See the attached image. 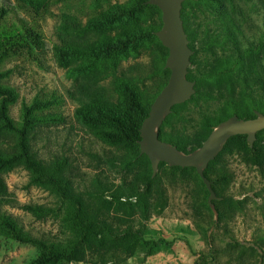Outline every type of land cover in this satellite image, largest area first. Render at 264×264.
I'll return each mask as SVG.
<instances>
[{"label":"rangeland","instance_id":"374dc122","mask_svg":"<svg viewBox=\"0 0 264 264\" xmlns=\"http://www.w3.org/2000/svg\"><path fill=\"white\" fill-rule=\"evenodd\" d=\"M137 2L0 0V73L9 71L0 85L18 94L4 107L14 130L0 119V156L19 152L24 106L58 99L31 111L28 150L48 166L64 160L62 176L80 202L31 183L21 160L0 168V222L44 244L17 242L0 225V264H194L202 254L214 264H264V132L253 153L229 143L206 171L219 198L217 225L231 237L212 251L203 238L213 217L209 192L196 171L159 166L152 177L139 151L108 139L126 126L128 100L146 113L169 76L167 49L148 36L161 26L160 10H118ZM217 2L209 8L220 18L201 2L182 8L192 23L187 77L195 92L160 137L185 152L202 145L231 102L264 98V0ZM236 61L228 76L225 63ZM50 251L65 257L46 259Z\"/></svg>","mask_w":264,"mask_h":264},{"label":"trees","instance_id":"16d2710c","mask_svg":"<svg viewBox=\"0 0 264 264\" xmlns=\"http://www.w3.org/2000/svg\"><path fill=\"white\" fill-rule=\"evenodd\" d=\"M99 1L100 0H96V2H99ZM146 1L147 0H138L137 4L132 6V7H129L125 4H122V5L118 6V10L123 15L132 16V15L136 14L138 11H140V9H144V8H152L155 10L158 9L156 6L148 5L146 3ZM189 2H193V3L194 2H201L204 6L208 7V9H209L208 12L210 14L220 18L219 15H217L216 13H213V10L209 8L210 4L214 5V4L218 3L217 0H187L182 4V8L184 7L185 3H189ZM181 20L183 23L184 32H185L187 39H188V43H190V41H191L190 34L192 33V28H191L192 23L190 22L186 13H183L182 9H181ZM229 21H230V23H232L230 18H229ZM161 26H162V23H161ZM161 26L158 29H150L148 31V36L150 38L155 37L156 39H158L155 36V32L158 31L161 28ZM188 46H189V44H188ZM189 48H190V46H189ZM190 64H191V61H190ZM239 64H240L239 61H236L234 63L233 62H231V63L226 62L224 65V70L226 71L227 75L229 76L230 74L236 72L235 66H238ZM8 75H9V71L1 72L0 73V80L7 78ZM187 75H188V73H187ZM187 79H188V77H187ZM0 97H1L2 107H3V111L0 113V119L2 120V127L5 129H8V130H14V127L12 125L11 120L9 119V117L7 116V114L4 111V107L6 105H9V104H12L13 102H15V100L18 97V94L15 91V89H13V88L0 85ZM102 98H103V96H102ZM51 104L57 105L58 99H56V101H54V102L39 103L37 101H34L31 103L30 106H24V108L22 109V124H21V127L18 129L19 139L17 142V146L19 148V152H18V154L11 156V157L0 156V168H11L17 161L21 160L24 163V165L26 166V168L29 169L32 173L31 183H35V184H39V185H45V186L51 188L53 191H55L62 199L72 200L77 205H79L80 202L76 198H74L70 195V189H71L70 182L62 176L61 170L65 164V161L61 160L59 162H55L52 166H48L47 164L40 161L39 159L34 158L29 153V150H28V139H29L28 133H29V130L31 129V126L35 122V119H33L31 117V111L32 110H38L41 108H45L46 106H49ZM231 104H232V108L230 109L229 114L225 119L230 118L234 115H236L238 117V119H240V120L251 119V118L255 117L256 111L264 114V98L253 99V98L247 97L244 99V101L240 105L236 104L234 102H231ZM128 106H129V112L125 113L127 123H126V126L123 128V131L121 132L120 135H108V139H109L110 143H112V144H116V145L122 144L131 150L139 151V141H140L139 129L141 127V124H142L144 118L148 115V111H149L150 106H149L147 112L140 115V116H138L139 112H136V110H139L138 104L136 103V101L133 98H130L128 100ZM178 106L179 105L174 106L172 108L171 113L164 118L163 124L166 123V121L169 119V117L171 115L175 114V111H176ZM48 119H51V118L46 117V118H44V121L46 122ZM221 121H223V120H220L219 122H217L215 124V126H217ZM215 126H209V133L213 130V128ZM160 130H161V128H160ZM262 132H264V129L256 132L255 141L259 140V135ZM159 136H160V132H159ZM160 139L167 142L168 144H170L172 146H175L182 153H185V154L189 153V152L183 151V149H181L177 145V143H175V142L163 139L162 137H160ZM235 141H242L244 143L245 147L251 153H253L255 151V147H256L255 141H254L253 145H249V143L246 140V135L232 136L227 140V142L223 146L221 152L216 156V158L208 164L207 168L204 170L205 176H206L207 169L210 167V165L213 162H215L218 159L220 154L226 149L227 145L229 143H232ZM139 153H140V151H139ZM141 156L148 159L147 156L144 154H142ZM260 158H261V156H260ZM252 159L254 161H257V160H259V157L257 155H253ZM159 166H166L170 169H180V170L194 169L191 167H187V168L183 167L182 168V167L169 166L168 164H166L164 162H159ZM151 176L154 177L152 174H151ZM149 180H153V178H150ZM210 181H211L212 189L214 190L213 181L212 180H210ZM111 195H112L113 200L120 201L121 198H123L122 197L123 194H121V193L118 195H115V194H111ZM131 197L132 196H130V198ZM217 200H219V198ZM217 200L212 201V203H213V209L211 208L212 209V216H213L212 221L208 226H206V228L204 230V237L203 238H204V243H205L206 249L208 251H212L218 242H230L231 241V237L228 236L227 234L223 233L217 225L218 218H219V211L214 206V201H217ZM25 209L29 210L30 208H25ZM0 225L5 226L7 231H8V237L17 241V242L24 243V244L33 243V244H37L40 246H44V244H42L41 242H39L36 239L25 237V236H19L18 234H16L11 223H8V222L2 220L0 222ZM62 257H65L64 252L50 251L46 259H60ZM42 263H43L42 260H36V261H34L33 264H42ZM214 263H215V260L212 257H209L205 254H202L198 259H196L194 264H214Z\"/></svg>","mask_w":264,"mask_h":264},{"label":"water","instance_id":"95a60500","mask_svg":"<svg viewBox=\"0 0 264 264\" xmlns=\"http://www.w3.org/2000/svg\"><path fill=\"white\" fill-rule=\"evenodd\" d=\"M187 0H147L148 5L156 6L161 12V28L155 32L164 48L167 49L165 68L169 76L164 87L155 97L148 115L139 129L140 154L147 156L155 176L159 162L169 166L194 168L207 191L208 204L213 209V200H217L211 181L206 178L204 170L221 152L227 140L235 135H246L249 145H253L256 132L264 129V114L255 112V117L240 120L236 115L221 121L208 134L202 145L185 154L175 146L160 139L159 132L164 118L171 113L174 106L188 101L194 94L195 83L187 79L188 66L193 51L188 46V39L181 20L182 4Z\"/></svg>","mask_w":264,"mask_h":264}]
</instances>
